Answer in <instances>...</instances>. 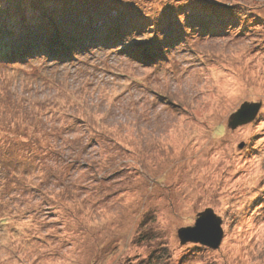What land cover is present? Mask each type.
Returning <instances> with one entry per match:
<instances>
[{"label": "rangeland", "instance_id": "obj_1", "mask_svg": "<svg viewBox=\"0 0 264 264\" xmlns=\"http://www.w3.org/2000/svg\"><path fill=\"white\" fill-rule=\"evenodd\" d=\"M217 1L0 0V264H264V0Z\"/></svg>", "mask_w": 264, "mask_h": 264}, {"label": "water", "instance_id": "obj_2", "mask_svg": "<svg viewBox=\"0 0 264 264\" xmlns=\"http://www.w3.org/2000/svg\"><path fill=\"white\" fill-rule=\"evenodd\" d=\"M261 107V102L243 103L241 107L231 115L228 123L229 126L231 128H236L241 124L252 122L258 116ZM222 223V218L217 215L214 209L207 208L198 214L195 225L179 229L181 243L197 242L211 248H218L224 237Z\"/></svg>", "mask_w": 264, "mask_h": 264}, {"label": "trees", "instance_id": "obj_3", "mask_svg": "<svg viewBox=\"0 0 264 264\" xmlns=\"http://www.w3.org/2000/svg\"><path fill=\"white\" fill-rule=\"evenodd\" d=\"M195 3L194 4H192V5H185L184 6V11L182 10L181 11V13H183V14H187V12L189 13V15L191 14L189 11H188V7L189 6H194L195 4H196V2L197 3H202V5L203 6H205V7H203V6H201V5H199V6H197L196 8H201L202 9V11L203 12H205L206 11V9H207V11L209 10V8H211V6H213L214 4H218V3H220L219 1H217V0H193ZM234 6L235 5H231L230 6V8L229 9H231V8H234ZM195 7V6H194ZM190 9V8H189ZM193 13H196L197 15H198V13L199 12H201V11H199V12H197L196 10H195V8H193V9H190ZM208 14H207V17H206V19L205 20H202V25H203V27L204 28H207V29H211L212 28V25L214 26V25H216L215 23V21H217L218 20V18H217V20H216V18L214 17V16H211V14L209 13V12H207ZM242 14H244V13H242ZM199 24V23H198ZM201 25V26H202ZM118 28V29H117ZM122 28H124L123 27V24L121 23V25H115V28L113 29V28H111V30H109L108 31V33H109V35H115L116 33L118 34V33H120V29H122ZM115 29H117V30H115ZM206 29V30H207ZM67 32H69L71 35H67L66 37L67 38H61L60 36H58V38L57 39H55V40H57V42H54V43H50L49 41H50V39H49V37L47 36V37H43V39L42 40H44V41H48V43L47 42H44L43 44H42V46L44 47V48H47V49H44V48H42V47H37L36 49H31V50H27L26 49V47H17V46H15V48L13 47V51H14V59L16 58V56H20V54H21V50H23V54H22V56L23 57H21V58H24L25 57V55H24V52L27 50V51H29L31 54H29L28 56L29 57H31V55L33 54L32 52H36V51H40V52H44L43 50H46L48 53H49V49H53V51H51V53H55L60 47H67L68 45H70V44H73V45H76V44H79V42H81V40H85V41H88V40H90V39H88L87 37H83V35H82V32L81 31H78V29L77 28H75V29H69V30H67ZM15 38H18L19 39V37H16V36H14ZM4 39H3V46L5 45V47H6V49H8L9 48V46L11 45V43H13V39H12V37L11 36H5V37H3ZM113 36L110 38V40H113ZM20 39H26L25 37H20ZM40 40V39H39ZM38 40V41H39ZM54 41V40H53ZM35 42H37V41H35ZM69 43V44H68ZM13 45H16V44H13ZM8 46V47H7ZM25 50H24V49ZM35 50V51H34ZM4 51H6L5 50V48H3L2 50H0V53H3ZM26 54H28V53H26ZM43 54V53H42ZM44 54H47V53H44ZM12 58V59H13Z\"/></svg>", "mask_w": 264, "mask_h": 264}]
</instances>
